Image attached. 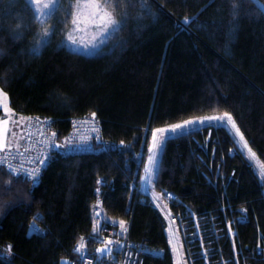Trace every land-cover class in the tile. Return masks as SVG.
<instances>
[{
  "label": "trees",
  "instance_id": "16d2710c",
  "mask_svg": "<svg viewBox=\"0 0 264 264\" xmlns=\"http://www.w3.org/2000/svg\"><path fill=\"white\" fill-rule=\"evenodd\" d=\"M72 2L60 0L45 25L51 40L34 57L28 50L41 26L32 8L0 0V87L10 106L18 115L50 118L61 144L72 118L95 112L104 142L92 154H55L35 186L6 184L0 169V264L69 261L93 234L96 210L108 224L129 223L131 241L166 251L144 264H173L163 216L133 190L148 131L228 111L264 163V0H148L144 8L140 0H114L124 26L92 57L62 43ZM17 23L20 40L13 39ZM153 186L184 206L172 204V212L186 207L220 223L244 210L246 221L236 223L239 249L250 264H263L251 251L258 231L264 245V183L227 128L168 138ZM33 223L36 232L29 231Z\"/></svg>",
  "mask_w": 264,
  "mask_h": 264
},
{
  "label": "snow or ice",
  "instance_id": "6c2138e0",
  "mask_svg": "<svg viewBox=\"0 0 264 264\" xmlns=\"http://www.w3.org/2000/svg\"><path fill=\"white\" fill-rule=\"evenodd\" d=\"M29 6L32 8L34 20L41 26L40 32L37 34L35 40V46L28 50V55L38 57L42 54L43 50L48 46L52 34L53 29L49 27H45L48 21L53 18L55 15V11L59 7L58 0H26ZM122 2V0H120ZM148 0H140V6L142 8L146 7ZM71 11V28L66 33V41L71 45H76V33L82 34H90L92 36L93 41L98 38H105L109 36H115L117 32H119L124 26V19H117L116 17V3L114 0H73L70 5ZM235 7V6H234ZM264 11V8H262ZM191 21L185 17L183 24L187 26ZM22 27L21 24L17 23L16 29L14 30L13 39L20 40L23 38V34L19 31ZM67 27V25H66ZM64 43V42H62ZM93 47L96 45L93 44ZM59 47V46H58ZM3 53L0 52V56ZM18 116V119L16 118ZM93 122L96 120V113L93 112L91 114ZM33 120L32 117H26L22 114L18 115L15 110L10 106V100L8 94L0 87V169H6L4 173L9 177V179L5 182L6 184H23V183H31L32 186H35L36 182L40 177V167H25L24 159L25 153L30 151L29 148L25 147L24 151H20V145L16 144V151L13 152V143L9 141L8 133L10 131L11 126L16 125L21 122H31ZM38 120V118H37ZM216 122L223 125H226L230 132L233 134V142L237 141L242 146V154L246 155L247 160L250 162H254L256 165V169L258 170L259 179L261 182H264V163L260 161L257 153L250 146L249 142L245 138V135L242 133L240 127L237 125L236 120L233 115L224 111L221 115H213V116H203L198 120L188 119L184 120L180 123H172L167 127L155 128L151 133V143L148 147V162L144 166V175L140 176V181L142 185H147L149 187L153 186L155 183V168L157 165V154L158 150L163 146L164 141L167 139L168 134H177L178 132L186 131L190 126H193L196 123L203 125L204 123ZM43 123L50 126L49 121H44ZM83 123H87L84 121ZM75 127V124H74ZM93 131H97L95 127L92 129ZM31 133H29L30 135ZM13 138H15V133H13ZM57 133L53 132L51 134V140L45 141V143H52L54 147L57 149H64L66 146H73V141L65 138L63 144L56 143ZM89 137L82 136L81 140L86 141ZM121 146H124V142L121 141ZM41 155H44L43 153ZM30 159V158H29ZM19 161V163H13V161ZM47 157L39 159L38 163L40 166H43L46 163ZM103 181L97 180V184H102ZM6 192H11V188H6ZM99 193V188L97 189ZM31 196V190L26 194ZM159 196L153 193V202H156V206L160 207L158 203ZM99 202L94 206L95 208H99ZM244 211V210H242ZM100 215L99 212H95V216L98 217ZM171 213L165 217H168ZM39 219V217H34V221ZM170 223H174V221H170ZM127 222L123 219L119 220V228L120 233H114L118 238L120 235H126L128 233V227L126 226ZM93 238H95L100 231H104L105 229H98V221L95 220L93 222ZM30 232H36L35 225H29ZM169 232L168 245L173 253V264H185L184 261V249L182 244H178L174 242L176 237L172 233L171 229H167ZM229 235H233L231 225L229 224L228 229ZM43 235V233H40ZM81 241L84 240L83 237L80 238ZM100 247L96 248L97 259H101L105 255H111L113 251V246L122 247L117 241H113L112 239H104L101 242ZM84 243H77L74 248V252L80 253L82 258V249L84 248ZM203 242L201 243V247H203ZM233 250L235 251V243H233ZM5 251L11 254L12 246L9 245ZM161 254H163L161 252ZM207 261L208 254L204 252L202 254ZM61 264H67L66 261H62ZM88 264H92L91 261Z\"/></svg>",
  "mask_w": 264,
  "mask_h": 264
},
{
  "label": "built area",
  "instance_id": "2783aa9c",
  "mask_svg": "<svg viewBox=\"0 0 264 264\" xmlns=\"http://www.w3.org/2000/svg\"><path fill=\"white\" fill-rule=\"evenodd\" d=\"M32 118L33 120L31 122L27 121L25 125L20 151L23 152L25 147L30 149V151L25 153L24 166L29 168L40 167V176L57 153H62L64 155L92 154L96 153L104 145L99 125L96 120L93 122L92 116L72 118L70 120V131L67 138L73 141V146H66L64 149H57L54 147V144L45 143L46 140H51V134L55 132L52 128L53 125L50 118L36 116ZM44 121H49L50 126L43 123ZM84 121H87V123H83ZM93 127H95L97 131H93ZM152 130L153 129H150L148 131V141L145 147L143 163L140 167L138 180L133 186L135 195L144 193L147 188L146 185L141 184L140 176L144 175V166L146 164L149 147V136H151ZM29 133L31 134L29 135ZM82 136H87L89 139L82 141ZM55 142L60 143L58 136ZM12 150L13 152L16 151V149ZM42 153L44 155H41ZM230 154H234V150H231ZM45 156L47 157L46 163L40 166L38 160L45 158ZM13 163H19V161H13ZM159 198L168 206L172 204L181 205V202L176 196L168 191L160 192ZM95 212H99V210ZM169 213H171V215L168 217V222L174 221V223L170 224L173 225L180 234L186 264H250L251 261H248L246 256L243 255L237 243L236 223L246 221L245 211L240 212L241 216L238 217L223 216L222 222L220 223L217 222V218L199 216L186 207L177 212H172L170 210ZM96 218L98 221V229L103 228L105 230L100 231L95 238H93V234H91L87 244L92 245V248H97L102 246L101 242L104 239H112L113 241L118 240V243L122 245V247L114 245L110 256L105 255L101 259H97L96 252H94L93 249L89 250L86 246L82 249L83 255L81 258L80 253L74 252L75 245L72 250L73 258L67 261V264H88L89 261H91L92 264H144V259L146 257L162 259L165 256L166 251L164 249H151L145 245L131 241L129 238V225H127L128 233L126 235L122 234L118 238L114 235V233H116L114 227L102 221L101 214ZM229 224L231 225L233 235H229ZM258 234L259 238L254 250L251 251V255H261L264 264L263 238L259 231ZM222 240L228 243V253H226L223 247ZM202 242L204 245L203 247H201ZM233 243H235V251L233 250ZM161 252L163 254H161ZM204 252L208 254L207 261L202 255Z\"/></svg>",
  "mask_w": 264,
  "mask_h": 264
},
{
  "label": "rangeland",
  "instance_id": "374dc122",
  "mask_svg": "<svg viewBox=\"0 0 264 264\" xmlns=\"http://www.w3.org/2000/svg\"><path fill=\"white\" fill-rule=\"evenodd\" d=\"M59 2H60V0H58V5H59ZM70 28H71V23H70V26L67 29V31ZM67 31H66V33H67ZM75 35H76L77 43H76V45H71L70 43H68L66 41V34H65L64 41H63L64 42L63 43L64 47L66 49H68L69 51H72V52H75V53H78V54H81V55H84V56H87V57H92V56H96L97 54H100L102 52L104 46L109 42L110 38L112 37V36H109V37H105V38H98L95 41H93L92 36L90 34L76 33ZM93 44H95L96 46L93 47L92 46ZM195 120H198V119H195ZM26 124H27V121H25V125ZM221 126L227 128L229 130V128L226 125H223V124H220V123H216V122H213V123H211V125H209V123L206 122L203 125H201L199 123H196L193 126H190L186 131L178 132V133H187V132L194 131V130H202V129H205L207 127H209V128H217V127H221ZM13 133H15V138H13ZM20 134H21V123H18L16 125L11 126L10 131L8 133V138H9V141H11L13 143V147L16 146V144H17V142L19 140ZM170 136H174V135L173 134H168L167 138L170 137ZM150 143H151V136H149V145H150ZM237 143H238V148L241 150L242 146L239 144L238 141H237ZM162 148H163V146L158 150V154H157L158 161H157V165H156V168H155V174L157 172L159 157L161 155ZM148 155H149V153L147 154V159H148ZM251 164L254 167L255 171L258 173V170L256 169L255 163L251 162ZM146 187H147L146 189H149L150 191L152 190V187H149L147 185H146ZM159 200H161V199L159 198ZM164 211H165V209H164ZM174 242H176L178 244H181V240L177 236H176V240ZM172 255H173V253H172Z\"/></svg>",
  "mask_w": 264,
  "mask_h": 264
},
{
  "label": "crops",
  "instance_id": "0c3cea01",
  "mask_svg": "<svg viewBox=\"0 0 264 264\" xmlns=\"http://www.w3.org/2000/svg\"><path fill=\"white\" fill-rule=\"evenodd\" d=\"M18 119V116L16 117ZM24 126H25V122H21V134H20V137H19V140L17 142V144H19L21 146V142H22V136H23V130H24ZM173 136H170L168 138H172ZM167 138V139H168ZM166 139V140H167ZM165 140V141H166ZM164 141V142H165ZM13 149H16V146L13 147ZM160 159V157H159ZM157 161H158V157H157ZM148 162V159L146 160V164ZM159 163V162H158ZM156 175V174H155ZM264 183V182H263ZM152 187V192L149 190V189H146L144 193H142V195L148 197L149 201L151 204L154 205L155 208L158 209V211L161 213V215L163 216L164 220H165V224H166V236H167V240L169 239V232L167 231V229H171L172 233L174 234V236L176 237H179L180 240H181V237H180V234L179 232L177 231V229L171 225L169 222H168V219H166L165 217L168 215V213L170 212L171 210V207L166 205L162 200H159L158 203L160 204V207H157L156 206V202H153V193L157 194L159 196V193L155 191L154 189V186H151ZM150 191V192H149ZM165 209V211H164ZM172 211V210H171ZM102 219V218H101ZM104 222V221H103ZM106 223V222H105ZM113 227H114V230L116 233H120V228H119V223L117 222H114V223H111L109 222ZM127 225H129V223H127ZM126 225V226H127ZM181 244H182V240H181ZM183 245V244H182ZM169 246V245H168ZM86 247L89 249V250H94V252H96V248H92V245L90 244H86ZM171 251V250H170ZM171 255H172V252H171ZM172 258H173V255H172ZM184 258V257H183ZM185 260V258H184Z\"/></svg>",
  "mask_w": 264,
  "mask_h": 264
}]
</instances>
